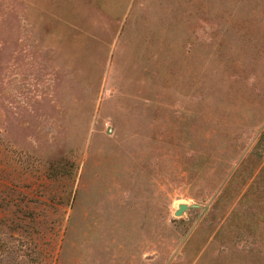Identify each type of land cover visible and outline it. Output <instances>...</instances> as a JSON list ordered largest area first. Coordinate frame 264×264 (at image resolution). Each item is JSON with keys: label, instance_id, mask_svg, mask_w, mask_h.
<instances>
[{"label": "rangeland", "instance_id": "374dc122", "mask_svg": "<svg viewBox=\"0 0 264 264\" xmlns=\"http://www.w3.org/2000/svg\"><path fill=\"white\" fill-rule=\"evenodd\" d=\"M0 264H264V0H0Z\"/></svg>", "mask_w": 264, "mask_h": 264}, {"label": "water", "instance_id": "95a60500", "mask_svg": "<svg viewBox=\"0 0 264 264\" xmlns=\"http://www.w3.org/2000/svg\"><path fill=\"white\" fill-rule=\"evenodd\" d=\"M194 206H199V205L194 204ZM188 207H189V206H188L186 203H181V204H179L178 208H177V209L175 210V212H174V215H175V216H180V215H182V213H183L185 210H187Z\"/></svg>", "mask_w": 264, "mask_h": 264}]
</instances>
